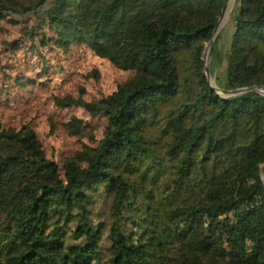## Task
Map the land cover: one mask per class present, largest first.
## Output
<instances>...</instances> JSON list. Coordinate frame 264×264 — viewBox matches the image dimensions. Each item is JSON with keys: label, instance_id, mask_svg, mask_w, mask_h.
<instances>
[{"label": "trees", "instance_id": "trees-1", "mask_svg": "<svg viewBox=\"0 0 264 264\" xmlns=\"http://www.w3.org/2000/svg\"><path fill=\"white\" fill-rule=\"evenodd\" d=\"M225 4L0 0V16H36L58 49L134 74L101 101L57 100L107 120L62 167L33 128L0 123V264H264V94L220 95L206 75ZM232 8L212 81L264 89V0Z\"/></svg>", "mask_w": 264, "mask_h": 264}, {"label": "rangeland", "instance_id": "rangeland-1", "mask_svg": "<svg viewBox=\"0 0 264 264\" xmlns=\"http://www.w3.org/2000/svg\"><path fill=\"white\" fill-rule=\"evenodd\" d=\"M232 2L219 27L224 37L223 50L232 37ZM15 20L9 15L0 16V123L7 129L33 128L47 157L62 167L67 158L86 145L96 144L91 136L103 138L107 120L103 116L93 118L78 107L61 109L57 100L101 101L134 74L118 70L85 46L74 45L68 51L58 49L53 29L40 25L36 16ZM44 31L50 39L47 46L43 44ZM32 32L35 35L30 37ZM210 81L214 86L211 74ZM73 117L86 123L82 136H71L66 128Z\"/></svg>", "mask_w": 264, "mask_h": 264}, {"label": "water", "instance_id": "water-1", "mask_svg": "<svg viewBox=\"0 0 264 264\" xmlns=\"http://www.w3.org/2000/svg\"><path fill=\"white\" fill-rule=\"evenodd\" d=\"M230 2H231V0H226V4H225L224 9H223L222 17L220 18V21H219V25H218V27H217V29L215 31L213 40L211 41V43H210V45H209V47L207 49V54H206V58H205L206 75L208 77V80H209V83H210L212 89L214 91H217L219 94H222V95L234 96V95H239V94L246 93V92H258V93L264 94V89H262V88L241 89V90H236V91H224V90H220V89L215 88L211 84V81H210V64H211L212 52H213V49H214V46H215V42H216L217 34H218V31H219V27H220L221 23L224 20V17H225V15L227 13V10H228V7L230 5Z\"/></svg>", "mask_w": 264, "mask_h": 264}, {"label": "bare ground", "instance_id": "bare-ground-1", "mask_svg": "<svg viewBox=\"0 0 264 264\" xmlns=\"http://www.w3.org/2000/svg\"><path fill=\"white\" fill-rule=\"evenodd\" d=\"M232 1V0H231Z\"/></svg>", "mask_w": 264, "mask_h": 264}]
</instances>
